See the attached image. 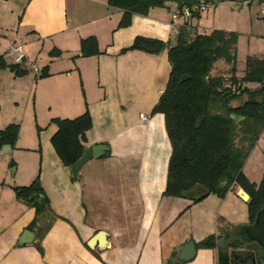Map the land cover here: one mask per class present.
<instances>
[{"label": "crops", "instance_id": "0c3cea01", "mask_svg": "<svg viewBox=\"0 0 264 264\" xmlns=\"http://www.w3.org/2000/svg\"><path fill=\"white\" fill-rule=\"evenodd\" d=\"M214 1V6L202 11L199 19L189 20L190 24L202 34L216 29L237 33L238 55L241 42L249 38L253 45L248 56L264 59V17H259L258 11L264 10V4L258 0ZM254 4H258L256 8ZM176 9L175 3L152 8L147 15H133L131 24L120 28L123 11L108 0H0L2 54L7 58L9 48L20 42L25 59L38 68L29 52L37 47L43 68L48 66L50 73L38 81L39 75L22 63L31 75L0 73V83L6 80L13 90L28 82L39 87V98L55 105V110L48 112L52 119H73L88 108L93 127L87 133L86 147H109L103 156L89 160L80 171V179L73 181L71 170L52 145L57 126L50 123L42 136L38 174L51 219L42 220L36 205L19 200L15 185L0 184V264H176L173 260L179 247L189 239L196 245V254L177 264H246L231 257V252L252 250L256 259L264 253L260 248L227 246L236 239L247 242L241 234L250 225L249 200L240 194L243 188L224 198L210 195L198 203L163 195L172 148L164 115L152 111L169 80L168 50L157 55L121 51L137 36L173 42L171 15ZM90 36L97 38L101 54L78 56L87 66L81 67L80 74L89 80L82 94L72 82L77 67L66 64L59 71L52 67L64 55L79 52L81 40ZM53 49L62 54L49 58ZM263 136L243 169L257 185L264 173V151L251 162L264 142ZM13 149L11 146L5 152ZM30 171L23 177L27 180L20 174L18 186L34 181L36 170ZM26 230L35 236L28 237L30 243L20 244L27 239L23 236ZM213 234L219 237L220 249H229V260L220 261L217 248L198 246Z\"/></svg>", "mask_w": 264, "mask_h": 264}, {"label": "trees", "instance_id": "16d2710c", "mask_svg": "<svg viewBox=\"0 0 264 264\" xmlns=\"http://www.w3.org/2000/svg\"><path fill=\"white\" fill-rule=\"evenodd\" d=\"M258 1L264 4V0ZM108 2L112 7L123 11L120 28L129 26L133 15H147L152 8H164L168 3L177 4L176 11L185 8L191 10V17L178 27L173 42L137 36L121 53L140 50L157 55L168 50L171 66L169 80L152 111L153 114L164 115L172 148L163 195L198 203L210 195L224 198L230 191L241 187L250 195L249 222L253 224L264 207V173L257 185L247 178L243 169L264 131V59L248 56L244 75L239 78L236 66L239 35L217 29L202 34L190 24L189 20L201 17V5L214 6V0ZM80 45L82 57L101 54L98 40L94 36L82 39ZM61 54L58 49L50 51L52 57H59ZM219 60L230 65L229 79L224 75H213V68ZM4 69H9L17 77L29 72L22 63L9 61L4 55H0V72ZM38 75L48 77L49 67H44ZM246 83H256L259 87L252 89L245 86ZM239 99L243 100L234 106L232 102ZM232 114L241 115L244 119L235 123ZM52 123L57 126L51 140L52 145L61 162L71 170L86 147L87 133L93 127L91 113L87 108L76 118H53ZM237 131L240 133V146L236 143L239 134ZM18 136V124L0 129V150L5 145L15 147ZM79 179L72 173L73 181ZM14 190L17 198L29 205V198L33 193L44 194L46 205L43 209L38 208L39 214L48 207L39 175L30 185L16 186ZM35 225L36 221L31 224V229ZM218 239L215 234L210 235L198 243V246L217 248L219 259L223 262L229 260L231 248H259L257 244L236 239L227 245L229 249L223 250L218 247ZM262 259L264 253L257 256V264H261Z\"/></svg>", "mask_w": 264, "mask_h": 264}, {"label": "rangeland", "instance_id": "374dc122", "mask_svg": "<svg viewBox=\"0 0 264 264\" xmlns=\"http://www.w3.org/2000/svg\"><path fill=\"white\" fill-rule=\"evenodd\" d=\"M254 5L256 8V5L258 4H254ZM258 11H259V17H264L263 8H259ZM248 39L249 38H244L240 45L238 60L236 63L237 76L239 78H241L244 75V71L246 68V60L248 58V55H250L248 51L249 48L253 45L252 41ZM38 51L39 50L37 49V47L29 50L31 54L30 55L31 59L35 62L36 66L42 70L44 61H42L41 55H38L39 53ZM2 52L3 49L2 50L0 49V54H2ZM80 53H81V47H79V52H77L76 54L72 53V54L64 55L62 58H60L61 62L57 63L52 68L56 71H59L61 68H64L66 64L68 66H71V68L77 67L78 70L73 71L74 74H73L72 82L76 83V86L83 94L84 88L86 89L88 88L89 80H87L86 74L85 75L80 74L81 67L82 68L87 67L84 66V64H82L83 62L80 63V59H81L79 58ZM48 57L52 59L57 58V57H52L50 54ZM28 69L30 70L29 67ZM0 73L2 76L5 73L11 75L12 72L9 69H4ZM212 73L215 76L224 75L226 79H229L230 66L224 60H219L215 64ZM28 74L31 75V72L29 71ZM42 79L43 78L40 75L37 77L38 81ZM47 81H51V80H47ZM27 84L28 85L25 84L22 85V88L20 86L21 89L17 88L13 90L10 87V85H8L6 80L1 81L0 83V126L3 127L4 129L10 124L19 125V136L14 149L12 151L5 152V150L6 149L8 150L9 148L7 147L4 150L3 149L4 146H3L2 149L0 150V184H2L3 182H7V184L15 185L14 187L19 185L18 182L20 180L21 173H23L22 178L28 177L29 173H31L30 169L34 168L36 170V177L39 175L38 172L40 170L41 158H42L41 147L42 146L44 147L42 143V136H45L46 132H48L50 123L52 122V118L49 117L48 112H52L55 110L54 107L55 105L52 101H49L47 98H39L38 96L39 87L37 88L36 86H34V84L31 85L29 82ZM245 86L250 88L252 87L253 89L257 86V84L246 83ZM27 89L29 91H27ZM11 92L13 93L11 94ZM242 100L243 99L235 100L232 102V104L234 103L240 104ZM237 132L239 133V131ZM263 134L264 131L260 135L257 144L260 138L263 136ZM237 136L238 137L236 143L237 146H240V141H239L240 133L237 134ZM263 141H264V136H263ZM255 147L253 148V150L255 149ZM252 151L250 155L252 154ZM262 151H264V142L260 146L259 150L256 151L254 158H252V162H251L252 164L254 159L259 156L258 153H260L261 155ZM254 175L257 177V174ZM23 180H27V178H23ZM31 183H29L28 185H30ZM41 217L42 220L47 218L51 219L48 207L42 212Z\"/></svg>", "mask_w": 264, "mask_h": 264}, {"label": "water", "instance_id": "95a60500", "mask_svg": "<svg viewBox=\"0 0 264 264\" xmlns=\"http://www.w3.org/2000/svg\"><path fill=\"white\" fill-rule=\"evenodd\" d=\"M232 119L235 121V123H238L239 121H242L244 117L241 115L232 114ZM7 147L11 149V145H5L3 149L5 150ZM108 149L109 147L104 144L85 147L81 158L71 167V171L73 175L77 179H79L80 171L82 167L92 158L96 159L103 156ZM240 194L245 200L250 199V195L245 190H241ZM29 201L31 204L36 205L40 209H43L45 207L46 198L45 195L42 193H33L30 196ZM241 234L243 240L257 244L259 248L264 251V207L257 214L255 222L253 224L247 225L242 230ZM101 235L103 234H100V236ZM23 236L27 237V239L20 240V244L30 243L32 239H28V237L34 238L35 235L33 232L26 230L24 231ZM195 254H196V245L193 239H189L183 246L179 247L177 251V256L174 258L173 262L177 264V263H184L190 261L191 259L194 258ZM231 257L239 259L241 260L242 263H246V264L250 262L252 264L257 263L256 253L252 250H246V249L233 250L231 252Z\"/></svg>", "mask_w": 264, "mask_h": 264}, {"label": "built area", "instance_id": "2783aa9c", "mask_svg": "<svg viewBox=\"0 0 264 264\" xmlns=\"http://www.w3.org/2000/svg\"><path fill=\"white\" fill-rule=\"evenodd\" d=\"M210 6L206 4L201 5V10L204 11L208 9ZM191 17V10L189 8H185L182 11H175L171 15V24L174 33H177L178 27L188 20ZM7 58L16 63H24L26 64L35 74H39L40 70L36 68L33 64L28 62L25 59L23 44L20 42L14 43L6 53Z\"/></svg>", "mask_w": 264, "mask_h": 264}]
</instances>
